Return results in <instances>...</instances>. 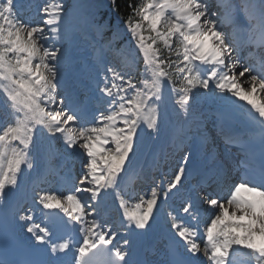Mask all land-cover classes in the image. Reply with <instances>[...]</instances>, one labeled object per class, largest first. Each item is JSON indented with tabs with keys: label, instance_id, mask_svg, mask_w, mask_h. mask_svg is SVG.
<instances>
[{
	"label": "snow or ice",
	"instance_id": "obj_1",
	"mask_svg": "<svg viewBox=\"0 0 264 264\" xmlns=\"http://www.w3.org/2000/svg\"><path fill=\"white\" fill-rule=\"evenodd\" d=\"M32 7L31 0H0V209L7 208L0 236L16 253L15 259L0 254V264H145L133 258L136 239L156 223L158 202L173 197L185 201L182 211L194 219L197 204L206 206L209 220L203 233L172 223L178 239L162 264H264V160L257 163L251 150L258 145L264 152V0L129 3L125 27L151 76L138 87L132 75L104 65L95 108L61 92L71 61L67 46L94 26L87 5L36 4L39 22L29 23L23 17ZM228 21L231 31L224 27ZM171 93L185 117L198 97L210 100L226 143L248 137L245 158L236 163L212 154L201 162L186 152L164 187L152 188L130 211L121 185L143 152L142 133L158 136L165 129ZM57 145L80 159L81 171L67 194L37 193L36 205L48 210V222L40 225L34 209L21 215L9 196L21 190L33 158ZM190 177L194 185L185 183ZM108 189L124 209L123 231L100 221ZM13 221L26 243L11 230ZM68 232L78 233L79 241Z\"/></svg>",
	"mask_w": 264,
	"mask_h": 264
},
{
	"label": "bare ground",
	"instance_id": "obj_2",
	"mask_svg": "<svg viewBox=\"0 0 264 264\" xmlns=\"http://www.w3.org/2000/svg\"><path fill=\"white\" fill-rule=\"evenodd\" d=\"M53 1L57 2V0H51V2ZM68 1L71 0H64V3L66 4ZM72 1H73L72 5H75L78 2L86 4L87 5L86 11L91 15L93 19L96 13L102 8V0H72ZM210 1L213 4L220 3V0H209V2ZM30 13L31 14L28 15L29 17L35 14V13L32 14V11H30ZM38 22H39V16L29 21V23H38ZM227 25L230 27H227ZM224 27L228 29V31H231L232 30L231 21L226 22ZM241 38L244 37L241 36ZM93 39L97 40V37H95V30H93V26H92L87 28L84 31L83 35H78L76 39L72 42V44L67 46L69 49V54L71 53L72 50L76 52L75 61L70 63L69 67L71 68L75 67L76 62L80 59L78 63L79 65H81V68L75 74L74 76L75 78H78V76H82V77L88 76L89 80H91L95 76L100 77L102 76L104 65H110L109 62L110 59L106 56L107 52L105 51L104 48L102 49L101 47L95 46L93 44ZM112 67L116 69V67L114 66ZM150 76L151 73H148L145 79L150 78ZM198 90L199 89H194V92ZM178 101H179V96L175 93L168 94L165 97L164 108L167 114V124L170 125V127L172 124H174V127L176 126V128H179L182 131L190 132L191 135L190 140L185 142L184 140L180 139L176 134L174 133L169 134L168 135L169 142H171L172 145L165 146L164 151H162L159 157L156 158L154 153L158 145L161 143L162 139L165 138L163 130L158 136L155 133L151 134V136L142 133L145 140V147L143 149L142 154L138 158L136 169L132 174L133 177L142 176L144 174V171H147L146 168L153 165H158L159 161L162 159L163 156L167 157L168 155H171L177 148L182 146L185 147L190 146L191 148H194L190 152L193 154H197V156L201 155L204 158L206 155L215 154L216 156H219L222 159H228L225 158L224 156L225 151H221V145L224 142V138L221 137L219 131V121L217 119V116L215 115L216 113L215 105H213L210 100H206L204 97H198L190 110V114L187 117H185L180 109ZM241 103H246V102H241ZM241 111H244V109H241ZM174 127H172V129ZM175 144H177L178 146H176ZM45 154L49 162L51 161V159H54L57 160L59 163H62L65 160H67V158L70 159L76 158L74 156L64 153L60 145H57L55 150L47 152ZM232 155L234 157V154L231 153V156ZM76 160L79 161V158H76ZM169 177L171 176H167L168 179H170ZM77 181L78 180H76V182ZM126 183L127 182L125 180L122 183L121 187L123 188V185H126ZM33 189H34V170L25 169V175L23 177V180L21 181V190L18 193L29 190L32 191ZM151 189H149L148 191L141 192V194L138 195V197L134 199L133 202L130 203L126 202L128 210L130 211L133 210L135 208V205L140 202V197L149 194ZM107 192L108 195L105 196L103 203L101 204V208H103V211H108V212L110 210H113L115 215L116 208H113L112 204L117 203L118 200L116 198V195L112 193L111 189H108ZM120 195L122 196L121 193ZM104 203H106V205H104ZM157 208L159 211L158 216L155 215V210H154V217L156 219V223H155L156 230L155 231L151 230L146 232V234L139 237V240L145 241L149 239L151 235H158L159 231H162L163 233H167L170 237L174 239H178L177 237H175V230L171 228V224L176 222L173 220L172 216L170 215L168 209L166 208L165 203L161 204L158 202ZM5 210L6 208L0 209V212L6 215ZM25 211L27 210H23L22 213H25ZM60 214L63 213L61 212ZM102 223H105V221L103 220ZM203 231H204V226L201 227L200 232L203 233ZM139 257L140 255L138 253L137 254L133 253L134 259ZM251 262H255V261H251Z\"/></svg>",
	"mask_w": 264,
	"mask_h": 264
},
{
	"label": "rangeland",
	"instance_id": "obj_3",
	"mask_svg": "<svg viewBox=\"0 0 264 264\" xmlns=\"http://www.w3.org/2000/svg\"><path fill=\"white\" fill-rule=\"evenodd\" d=\"M144 2H145V0H132V3H134L136 5H141ZM53 3H55V2L53 1ZM210 3H211V1H210ZM66 4L72 5L73 1L72 0L68 1ZM102 8L105 10V12L108 10L106 0H102ZM107 22H108L107 20H104V22L101 23L100 25L96 24L97 27L106 28V29H108L107 31H110V32H108L107 37H105L104 47L107 50H109L110 53H113L112 55H114V57H115L114 63L118 65V62H119V65L117 67V71L120 73H126V74L132 75L135 78V80L137 81V86L140 87L141 85L138 82V76L141 75L142 73L144 76H147V74H148V73H145V64H144L142 55L139 54L138 49L135 47V42L131 39L130 34L127 31L126 27L123 24L119 23L120 21H118L115 25H109V24H107ZM144 29L145 30H144L143 34L147 37L149 35V33L147 31V23L146 22H144ZM123 38H125V40H127V42H125L123 45H120V42L122 41ZM130 45H132L134 47L133 50H131V48L129 47ZM157 47H159L161 49V54L163 56H167V54H168L167 49H165L163 47L162 42H158ZM130 54L136 55V59L141 63V65L139 67H137V68L135 67V64H136L135 59L133 60L132 57H130ZM117 83H119V82L117 81ZM172 125L173 126L170 127V125H168L166 122L165 129H164L166 136L164 135V137H167V135L171 134L172 127H174V124H172ZM170 128H171V130H170ZM175 128H176V126H175ZM175 128H173V129H175ZM177 131H178V129H177ZM178 135H181V133H179ZM160 148H161V146L159 147V149Z\"/></svg>",
	"mask_w": 264,
	"mask_h": 264
},
{
	"label": "trees",
	"instance_id": "obj_4",
	"mask_svg": "<svg viewBox=\"0 0 264 264\" xmlns=\"http://www.w3.org/2000/svg\"><path fill=\"white\" fill-rule=\"evenodd\" d=\"M132 3V0H117L116 6L114 8V11L122 17L123 20H126L128 16L131 14V9L128 8V4ZM118 8V11L116 10Z\"/></svg>",
	"mask_w": 264,
	"mask_h": 264
}]
</instances>
